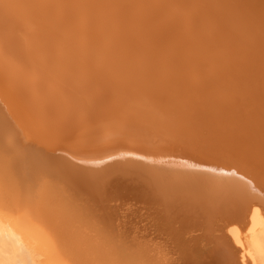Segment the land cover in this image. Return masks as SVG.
Returning a JSON list of instances; mask_svg holds the SVG:
<instances>
[{
	"label": "bare ground",
	"instance_id": "1",
	"mask_svg": "<svg viewBox=\"0 0 264 264\" xmlns=\"http://www.w3.org/2000/svg\"><path fill=\"white\" fill-rule=\"evenodd\" d=\"M0 204V264H264V0H0Z\"/></svg>",
	"mask_w": 264,
	"mask_h": 264
},
{
	"label": "rangeland",
	"instance_id": "2",
	"mask_svg": "<svg viewBox=\"0 0 264 264\" xmlns=\"http://www.w3.org/2000/svg\"><path fill=\"white\" fill-rule=\"evenodd\" d=\"M5 205H3V204H0V216H2L1 218H3V219H5V220H7V219H9V220H11L12 218H13V213L11 214L10 213V211H9V209L8 208H6V207H4ZM7 209V210H6ZM3 211V212H2ZM4 214V215H3ZM4 216V217H3ZM9 217V218H8ZM59 255V256H58ZM62 255H64V256H62ZM62 255H60V254H57V256H58V260H56L57 262H58V264H79L78 262H75L72 258H70V256L69 255H67V254H62ZM68 256V257H67ZM44 256H41V257H39L38 258V260H40V261H42V260H44V258H43ZM69 261V262H68Z\"/></svg>",
	"mask_w": 264,
	"mask_h": 264
}]
</instances>
